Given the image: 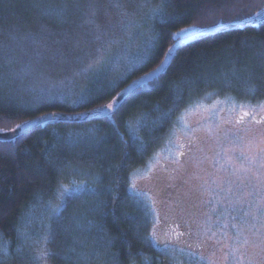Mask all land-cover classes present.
Returning <instances> with one entry per match:
<instances>
[{"label":"trees","instance_id":"obj_1","mask_svg":"<svg viewBox=\"0 0 264 264\" xmlns=\"http://www.w3.org/2000/svg\"><path fill=\"white\" fill-rule=\"evenodd\" d=\"M263 10L264 0H0V131L101 107L159 65L179 29ZM209 96L264 100V21L184 44L110 116L48 120L0 140V264H28L42 234L51 264H166L130 178Z\"/></svg>","mask_w":264,"mask_h":264},{"label":"rangeland","instance_id":"obj_2","mask_svg":"<svg viewBox=\"0 0 264 264\" xmlns=\"http://www.w3.org/2000/svg\"><path fill=\"white\" fill-rule=\"evenodd\" d=\"M239 109L264 112V100L254 105L209 96L189 106L167 149L131 175V191L150 205L151 233L156 247L168 251L166 264H264V125L234 127ZM183 140L188 158L177 163L175 147ZM55 202L61 206L64 199ZM169 223L187 233L184 246L198 243V257L164 249L160 237ZM43 235L28 244V264H51Z\"/></svg>","mask_w":264,"mask_h":264},{"label":"water","instance_id":"obj_3","mask_svg":"<svg viewBox=\"0 0 264 264\" xmlns=\"http://www.w3.org/2000/svg\"><path fill=\"white\" fill-rule=\"evenodd\" d=\"M260 13H264V10L261 11ZM262 21H264V15H260V16L254 15L253 17H250V18H247L244 20L225 23V24H219V25L204 28V29H200L196 26H193L191 28L190 27L184 28V29H189L187 35L184 36V38L182 40H180L179 42H178V39L176 38L175 42L172 44V46L175 45V47L168 57L167 67L165 68V70L161 71L158 74V76H160L161 74H163L164 72L167 71V69L171 65L172 61L174 60V58L177 54V51L184 44L192 42L194 40H198L202 37H205V36L213 34V33L222 32V31L230 30V29L244 28V27H248L251 25L258 24L259 22H262ZM167 52H169V49ZM164 59H165V57L163 58V60ZM152 70L148 71L147 73H150ZM144 75H145V73L136 77L132 81H130L124 88H122L117 93V95L110 102H108L107 104H105L101 107L94 108L91 110H86L83 112H78V113H70V114L69 113H61V112H51V113L42 114V115L36 116V117L20 124V125H22L20 128L14 127V128L7 130V131H0V140L13 139V138L21 135L22 133L33 129L36 126H38V125H40V124H42L48 120L76 122V121H89V120H94V119L110 116L111 114H113L114 112H116L118 109L121 108V106L126 102V100L130 97V95L134 91H136L137 89H139L140 87L143 86V85H141V86L137 87L136 82L140 78L144 77ZM109 104H112L113 107L108 108L107 105H109Z\"/></svg>","mask_w":264,"mask_h":264},{"label":"flooded vegetation","instance_id":"obj_4","mask_svg":"<svg viewBox=\"0 0 264 264\" xmlns=\"http://www.w3.org/2000/svg\"><path fill=\"white\" fill-rule=\"evenodd\" d=\"M245 113H247V115H245ZM232 123L234 127H238V128H245L249 125H253V126L264 125V112L257 111L256 113H250L245 110L239 109L238 111H235ZM175 148L176 151L174 152V156L177 160V163L182 162L188 158L187 157L188 142L184 140L180 141ZM186 236H188L187 233L181 228L180 225H178V223H169L165 228H163L161 232L160 242L163 245L168 244L169 246L168 248L186 249L187 252L193 255V257H198V252L195 251V249L199 250L198 243L196 244L186 243L187 245L184 246L183 240ZM190 244L193 246L192 248L189 249L187 246H191Z\"/></svg>","mask_w":264,"mask_h":264},{"label":"snow or ice","instance_id":"obj_5","mask_svg":"<svg viewBox=\"0 0 264 264\" xmlns=\"http://www.w3.org/2000/svg\"><path fill=\"white\" fill-rule=\"evenodd\" d=\"M92 14L95 15V10H93V13H92ZM255 15L260 16V15H264V13H260V12H258V13H256ZM191 27H192V26H190V28H191ZM188 31H189V29L181 28V29L178 30L177 33L174 34V35L177 36L178 42H179L180 40H182V39L184 38V36L187 35ZM146 46L150 47V45H146ZM174 47H175V45H173V46H171V47L169 48V52L165 53V59L162 60L161 63H160L155 69H153L150 73H145L144 77L140 78V79L136 82V86H137V87H139V86H141V85H147V83H148L150 80L155 79L161 71L165 70V68L167 67V63H168V57H169V55L171 54V52H172V50L174 49ZM118 95H119V94H118ZM107 107H108V108H112L113 105H112V104H109V105H107ZM245 115H247V113H245ZM21 126H22V125H16L17 128H20ZM62 195H63V194H62ZM59 209H60V205H57V207H56V209H54V211H59ZM150 236H151V241H152V243H156L158 238H157V235H156L155 231H153V232L150 234ZM168 247H169L168 244H164V249H165V250H167ZM45 255H46V253H45Z\"/></svg>","mask_w":264,"mask_h":264}]
</instances>
